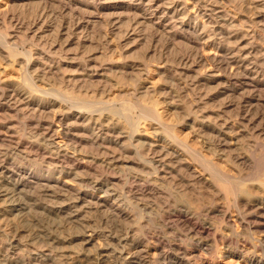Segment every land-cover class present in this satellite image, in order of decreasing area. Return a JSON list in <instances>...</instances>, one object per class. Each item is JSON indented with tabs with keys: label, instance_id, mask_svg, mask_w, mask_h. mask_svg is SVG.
I'll list each match as a JSON object with an SVG mask.
<instances>
[{
	"label": "bare ground",
	"instance_id": "6f19581e",
	"mask_svg": "<svg viewBox=\"0 0 264 264\" xmlns=\"http://www.w3.org/2000/svg\"><path fill=\"white\" fill-rule=\"evenodd\" d=\"M0 64V264H264V0H0ZM154 208L166 232L136 220Z\"/></svg>",
	"mask_w": 264,
	"mask_h": 264
},
{
	"label": "rangeland",
	"instance_id": "374dc122",
	"mask_svg": "<svg viewBox=\"0 0 264 264\" xmlns=\"http://www.w3.org/2000/svg\"><path fill=\"white\" fill-rule=\"evenodd\" d=\"M33 5H21V6H16V9L18 10V11H20V12H24V13H27V12H30V10H32L34 7H32ZM32 8V9H31ZM103 24L102 23H96L95 25H94V29H93V31H91V33H90V35L92 36L93 34H98L99 32H101L102 30H103ZM94 36V35H93ZM145 47H144V46ZM93 46V45H92ZM148 45H147V43L145 44V43H142V44H139V45H136L135 47H133L128 53H127V56H126V62H127V64H129V63H136V62H139L140 60H143L144 61V59H145V61H147V60H150V59H152L151 61H153V60H156V58H157V56H155L154 58H148L146 55H145V52H144V49L147 47ZM158 46V49L160 48L159 46H161L160 44L159 45H157ZM156 46V47H157ZM90 48H94V47H90ZM90 48H89V50H90ZM146 57V58H145ZM130 59V60H129ZM147 59V60H146ZM135 61V62H134ZM142 61V62H143ZM141 62V61H140ZM73 64H67L66 66H64V68L65 67H67V68H65L64 70L66 71L65 73L68 75V76H75V77H79V75L81 74L80 72H79V70H76V67L73 65ZM0 66H1V64H0ZM2 68H3V65L1 66ZM15 70V69H14ZM14 70H11V71H8V81H10V82H12V83H14L15 82V77H16V73L17 72H14ZM133 76L134 75H129V74H127V75H125V76H119L118 77V79H117V77H114V76H108V80L109 81H111L110 83L111 84H113L114 82H117V84L116 83H114V84H116V85H118L119 83H120V85H122V86H124V87H129V86H132L134 83H136V81H134V78H133ZM122 77V78H121ZM114 78V79H113ZM101 78L99 77V78H95L94 79V85L92 86V85H89L88 83H86L85 85H84V87H83V90L81 89V91L79 92V93H75V95L77 94V96H79L80 95V97L82 98V100H84V98H85V100H88L89 98H91V97H94V94L96 95V93L94 92L93 94H92V90H94V86L95 85H97V83L99 82V80H100ZM136 79V78H135ZM120 81V82H119ZM133 81H134V83H133ZM129 84V85H128ZM127 85V86H126ZM61 85H60V83L59 82H57V83H55V87H54V90L55 91H62L61 90V87H60ZM85 88H87L88 89V91L85 89ZM91 88V89H90ZM83 91H85V92H83ZM87 91V92H86ZM91 91V93H88V92H90ZM82 92V93H81ZM62 93L63 92H61V96H62ZM92 95V96H91ZM248 95V94H247ZM88 96V97H87ZM99 96V94L97 95V97ZM79 97V98H80ZM263 97V98H262ZM262 97H261V99L262 100H264V95H262ZM129 99V100H128ZM233 99V98H232ZM89 100H91V99H89ZM127 100V101H126ZM149 100H151V99H149V98H143L141 101H139V102H136L135 100H131V98H129V97H127V96H122L121 98H119L117 101H116V103H115V108H114V115L115 116H117V117H121V119H123V118H125V119H128V121L130 122V123H139V125L140 126H142V127H140V130H142V128L144 127V128H148L149 130V132H151V133H156V127L155 126H153L152 128H151V125H150V123H148L149 122V118H146L145 119V117L146 116H149V112H150V110L147 108V107H145V106H148V105H150V101ZM132 101V102H131ZM144 101H146V102H144ZM129 104H128V103ZM125 103H127L129 106H127L126 107V105L127 104H125ZM124 104H125V106H124ZM131 106V107H130ZM126 108V109H125ZM127 108H128V110H127ZM116 111V112H115ZM127 111V112H126ZM124 113V114H123ZM261 114V113H260ZM125 116V117H124ZM143 117V118H142ZM140 118V119H139ZM139 119V120H138ZM139 122H138V121ZM142 121V122H141ZM148 121V122H147ZM182 120H181V118H180V115L178 114V113H175L174 114V120H173V123L175 122V124H177V125H179V123L181 122ZM4 121L3 120H0V125H1V123H3ZM144 122V123H143ZM19 125L18 124H16V129H15V132L16 131H20V130H22V126L20 125L19 127H18ZM181 126V125H180ZM185 128V127H184ZM182 128V130H183V132L182 133H180V134H184V133H186V132H188L187 130V128ZM154 129V130H153ZM186 131V132H185ZM17 132V133H18ZM247 145H246V143L245 142H243L242 144H240L239 146H238V150L239 151H237V153H242V154H245V155H247V156H249L250 155V157H255L257 154H258V151L257 150H255L253 147H246ZM255 151H254V150ZM86 151H88L89 152V149H86ZM246 152V153H245ZM256 154V155H255ZM257 166L255 165V168H256ZM254 168V169H255ZM252 171H253V169H252ZM249 172L250 171H247V170H244L243 171V177H245L246 175H248L249 174ZM32 189V188H31ZM30 189H28V190H26V192H25V194H22V196H21V198H24V200L26 201H30V199H32V200H39V196H38V192L35 190V189H32V190H30ZM28 192V193H27ZM32 192V193H31ZM34 192V193H33ZM31 193V194H30ZM27 194V195H26ZM30 194V195H29ZM256 195L258 194V193H255ZM259 196V195H258ZM27 197V198H26ZM31 197V198H30ZM197 197H192V200L194 201V203H195V205H201V203H205V204H208V205H217V204H221V203H223V202H221L220 201V199H218L217 197H215V198H213V197H206V198H208V199H204V200H199V199H196ZM213 198V199H212ZM212 199V200H211ZM218 200V201H217ZM204 201V202H203ZM216 202V203H215ZM219 202V203H218ZM214 203V204H213ZM230 206H231V208L230 209H234V210H237V209H242V205H234V201H232V199L230 200ZM240 204V203H239ZM128 207H132L131 205H126L124 208L125 209H128ZM134 210V209H133ZM129 211H130V208H129ZM135 211V210H134ZM133 211V212H134ZM153 212H149V211H144V212H141L140 214H139V211H135V214L134 215H136V220L139 218V219H145V221L149 218V220H147V222H148V224H146V227L147 228H145L143 231H149V232H151V233H162L163 231H165L166 232V230L163 228L164 226H163V224H162V219H161V216H160V214L158 213V211H157V209L156 208H154L153 210H152ZM137 212V213H136ZM108 213V214H107ZM103 214H105L106 216L108 215L109 216V212H104ZM142 214V215H141ZM98 217H100V215L98 214ZM138 219V220H139ZM137 220V221H138ZM218 220H220V217L219 216H217V217H209L208 218V223L210 224V225H212L213 227H216V226H219L218 224H219V222L220 221H218ZM136 221V222H137ZM210 221V222H209ZM133 224H135V223H133ZM175 226H173V228H172V230H170L169 231V233L171 234L170 236L172 237V239L174 240H177L178 238H180V236H181V234L183 233L180 229H179V227H175L176 229H177V231H175L176 229L174 228ZM220 227V226H219ZM173 229H174V231H173ZM159 230V231H158ZM158 231V232H157ZM160 231H162V232H160ZM178 233V234H177ZM177 234V235H176ZM174 235V236H173ZM1 242H3V243H6L4 240L3 241H1ZM89 250H91V251H89V252H92L93 253V251H94V249H93V247L91 248V247H89L88 248ZM93 250V251H92ZM17 252H19V251H17ZM95 252V251H94ZM202 259H204L205 261H209L210 262V260L212 259L210 256H209V253H203V255H202ZM83 260H85V261H83ZM83 261V262H82ZM87 262V263H86ZM80 264H91V262H89L88 261V259L86 258H81V260H80ZM92 264H94V263H92Z\"/></svg>",
	"mask_w": 264,
	"mask_h": 264
}]
</instances>
